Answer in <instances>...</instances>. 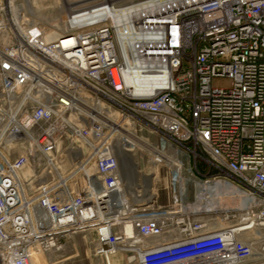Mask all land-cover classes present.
<instances>
[{
  "label": "built area",
  "instance_id": "built-area-1",
  "mask_svg": "<svg viewBox=\"0 0 264 264\" xmlns=\"http://www.w3.org/2000/svg\"><path fill=\"white\" fill-rule=\"evenodd\" d=\"M149 1L60 4L39 21L0 0V264L79 233L105 264H264V0L115 23ZM151 23L165 43L143 49L161 63L145 74L163 85L137 94L120 36Z\"/></svg>",
  "mask_w": 264,
  "mask_h": 264
},
{
  "label": "bare ground",
  "instance_id": "bare-ground-1",
  "mask_svg": "<svg viewBox=\"0 0 264 264\" xmlns=\"http://www.w3.org/2000/svg\"><path fill=\"white\" fill-rule=\"evenodd\" d=\"M81 1V0H79ZM195 0H150L149 2L142 4L138 7H134L123 12L113 13L114 21L117 25L128 26L130 25L132 20L150 18L152 14H155L159 11H164L167 9H171L177 6H182L184 4H188L194 2ZM70 2V1H69ZM77 2V1H76ZM65 5L68 4V0H64ZM75 3V2H74ZM71 5V4H70ZM73 5V4H72ZM108 11L106 9H101L100 11L91 14L93 17H101L107 15ZM63 22L57 24V28H61ZM54 34L48 35V38L52 37ZM120 40L124 43L127 42L130 46L133 57L134 64L130 71L126 74L127 82L132 88L135 90L137 94H149L153 89L163 85V79L161 77L149 76L145 74L147 70L161 67V63L157 61V56L154 54H144L143 49L163 45L165 43L164 40V30L161 27H157L156 24H146L141 25L138 32H124L120 36ZM125 156H123V159ZM219 189L221 186L216 185ZM226 190H230L229 185H225ZM218 190V189H217ZM210 205L215 206L218 205L217 197L210 200ZM211 203H215L212 205ZM245 199H240L237 202H230V205L233 206H244ZM214 207V208H215ZM218 223V222H217ZM220 223V221H219ZM218 223V224H219ZM221 224V223H220ZM34 262V255H33ZM35 264V262H34Z\"/></svg>",
  "mask_w": 264,
  "mask_h": 264
},
{
  "label": "rangeland",
  "instance_id": "rangeland-1",
  "mask_svg": "<svg viewBox=\"0 0 264 264\" xmlns=\"http://www.w3.org/2000/svg\"><path fill=\"white\" fill-rule=\"evenodd\" d=\"M91 1L94 0H68L67 5L71 8L72 4L88 3ZM18 3L27 11L32 12L39 21L52 19L57 14L61 6L60 4L65 5L64 0H18ZM55 24H59L58 21ZM213 86L226 88L229 86V79L226 77H215L213 79ZM198 165L201 170L207 166V164L202 162H199ZM192 195L193 189L188 192L189 198ZM211 204L214 205L215 203ZM220 207H222L221 203L213 209ZM222 224H224V221L217 215L215 225L219 226ZM34 262L35 264H105L101 257L94 254L92 236L86 233L76 234L63 241V248L60 250H50L45 255L39 252L34 253Z\"/></svg>",
  "mask_w": 264,
  "mask_h": 264
}]
</instances>
